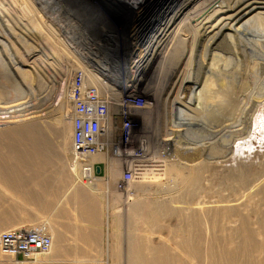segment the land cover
Masks as SVG:
<instances>
[{
  "label": "rangeland",
  "instance_id": "1",
  "mask_svg": "<svg viewBox=\"0 0 264 264\" xmlns=\"http://www.w3.org/2000/svg\"><path fill=\"white\" fill-rule=\"evenodd\" d=\"M165 1L0 0V232L44 227L53 240L46 255L0 264H264V2L232 0L234 30L200 41L189 30L172 55L143 62ZM91 16L113 27L99 26L117 38L96 41L116 44L105 50L122 77L148 93L137 122L150 160L126 166L123 192L114 172L108 196L83 181L66 95L77 69L101 84L76 22Z\"/></svg>",
  "mask_w": 264,
  "mask_h": 264
},
{
  "label": "built area",
  "instance_id": "2",
  "mask_svg": "<svg viewBox=\"0 0 264 264\" xmlns=\"http://www.w3.org/2000/svg\"><path fill=\"white\" fill-rule=\"evenodd\" d=\"M111 76L109 80L114 83L108 87L114 93L102 95L99 88L89 82L86 71L77 69L66 95L71 106L72 150L79 162L83 181L91 179L95 183L110 184L116 173L119 177L114 180L113 187L115 191L123 192L133 174L126 170V166H132L136 160L141 163L150 160L146 156L149 137L140 131V122H137L146 116L145 97L148 93L141 87L144 81L133 86L132 80L122 77L119 70L112 72ZM123 78L127 81L124 84L126 92H121L119 86ZM96 157L101 159L95 160ZM113 166L118 172L113 171ZM51 245L52 239L44 227L0 232V254L14 262L43 255Z\"/></svg>",
  "mask_w": 264,
  "mask_h": 264
},
{
  "label": "bare ground",
  "instance_id": "3",
  "mask_svg": "<svg viewBox=\"0 0 264 264\" xmlns=\"http://www.w3.org/2000/svg\"><path fill=\"white\" fill-rule=\"evenodd\" d=\"M224 1L225 0H166L165 1V5L167 7H166V9H165L164 12H162V11L161 12H162V14L163 13L164 14H167V17H165L164 19H160V23H158L160 27L158 28L159 33L157 35V38L154 36L156 39H151L148 42L149 43L148 44V47L149 48H148V50L146 52H144L145 55L144 56H139L138 55L137 58L139 60L143 61V62L144 61L146 62L147 60L148 61L150 60V62H152V63L154 62L155 64H156V62L157 63L160 62L162 59H165L166 57H169L173 53V52H171V53L168 52V50L167 51H164V49L169 46V48L174 51V49H176L175 45H177V40L180 38V36L183 33L189 32V30H192V32H193V30H195V32H196V30L198 31V35L197 36H198L199 41L201 39H203L204 37H208V39H209V37L213 33H215L216 31H218L220 29V27L222 28L223 25H225L223 27L224 28V31L223 30L222 31L220 30L221 33L222 32L223 33L226 32L225 30H231V31L234 30L233 29V26H231V24H232L231 21H228V20L232 19L233 17H236L234 14L231 13V11H233V10H238L239 11V8H237L235 6H238V4L240 5V3L237 4V3H234L232 0H230V1L228 0V3L226 4V6H224L223 5V2ZM235 1H237V0H235ZM241 2H243V1L241 0ZM246 2H247V4H245L246 6H253V8H254L253 10L254 11H257L259 8H262V7H256V5H260L261 3L264 2V0H247ZM49 4H50V2H49ZM49 4H47V6H50ZM240 6H242V3H241ZM48 8H50V7H48ZM50 10H51V8H50ZM78 11H81V10H79V8H78ZM166 11H168V12H166ZM75 13H76L75 11H72L70 14H72L73 16H75L74 15ZM252 16H253V14H252ZM83 19H82V22H81L83 25L79 21H76L77 23H79L78 25H80L77 28L80 27V30L83 32L82 34L85 35L83 37V38H86V40L84 41V44H85L86 47H88L90 49L89 52H90L91 56H88V58H89L90 62H92V64H94V65H92L93 68H94V71L97 74L101 75L100 76V80H101L100 83L101 84H97V83L90 82V81L89 82L95 84L99 88V90L101 91V94L102 95H106L107 93L113 94L114 92L108 86H107V93L103 92L101 90V85H103L105 87L106 85H104V83H107V81L109 80V78L112 77L111 76V73L114 72L115 70H117V68L113 64L114 63L113 60H111V57L108 56L107 51L105 50L109 46L116 45V44H107V45L101 44L100 45L98 43V41H96V38L97 37H104V38H111V39L114 38L115 39L117 37L115 35H112L111 34V33H113V31L104 32L103 30H105V29L104 28L101 29L99 27L100 25H102L104 27H107L108 30H110V29L113 28L111 26V24L110 25L109 24H105L106 22L104 24H101L100 23L101 18L95 17V16H91V17H87V18L84 17ZM93 24L96 25V28H94V25ZM49 25L50 24H47L48 27H49ZM92 25H93V28L91 27ZM58 30H60V29H58ZM93 32H95V33H93ZM76 33H74V34H76ZM221 33L219 32V34L218 33L217 34L220 35ZM223 35H222V37H223ZM189 36H190V33H189ZM185 37H187V36L185 35ZM213 37L211 36V39ZM215 37L216 38L213 39V42L214 43H216L215 41H217V39H218L217 36H215ZM52 41H54V40L52 39ZM81 42H83V40ZM196 44H198V41H197ZM38 51H42V49H40ZM177 57H178V55H177ZM177 57L175 56V58H177ZM181 58H182V56H181ZM181 58L180 59L178 58V59L181 60ZM148 65H149V63H148ZM114 67L116 69H114ZM87 78H88V76H87ZM88 80H89V78H88ZM147 118H148V116L146 114V116L142 119V123ZM30 126H31V124H30ZM144 134H146L147 137H149V135L147 134V132H145ZM40 137H41V134H40ZM149 142H150V140H149ZM148 149H149V147L146 149V151ZM144 151H145V149H144ZM100 159H101L100 157H96L95 158V160H100ZM89 180L90 179L86 180V182H85V184L89 185V187H92V188H95V189L96 188L97 189L99 188V190L103 189L104 192L107 194V196H108V194L110 192L112 193L111 190H108V189H111L110 188L111 185L109 183H100V182H96L95 183V181L92 182V181H89ZM97 184H100V187L97 186ZM50 237L52 239V236H50ZM52 245H53V240H52ZM52 245H51V247H52ZM133 258L135 260L137 259V253H136V251L133 254ZM135 264H141V262H136ZM148 264H160V263L159 262H154V259H151V260L148 261ZM164 264H168V263H164Z\"/></svg>",
  "mask_w": 264,
  "mask_h": 264
},
{
  "label": "crops",
  "instance_id": "4",
  "mask_svg": "<svg viewBox=\"0 0 264 264\" xmlns=\"http://www.w3.org/2000/svg\"><path fill=\"white\" fill-rule=\"evenodd\" d=\"M87 187V186H86ZM87 188H89V189H91V190H93V191H96V190H94V189H92V188H90V187H87ZM20 191H23L22 189L20 190ZM47 191V188H46V190H45V192ZM85 197V199H83ZM78 199H80V200H82L83 202H82V204H83V206H81L80 205V207H79V209H78V211H80V210H83V208H87V197L85 196V194H83L82 192H77L76 193V195H75V202L76 203H78L79 201H78ZM86 200V201H85ZM92 207V206H91ZM8 212V215H9V212H10V208H9V210L7 211ZM94 214V213H93ZM10 216V215H9ZM94 216H95V214H94ZM95 219V218H94ZM36 229H40V228H36ZM61 240H62V238L60 237V236H58Z\"/></svg>",
  "mask_w": 264,
  "mask_h": 264
},
{
  "label": "water",
  "instance_id": "5",
  "mask_svg": "<svg viewBox=\"0 0 264 264\" xmlns=\"http://www.w3.org/2000/svg\"><path fill=\"white\" fill-rule=\"evenodd\" d=\"M96 172L99 173V168L96 169Z\"/></svg>",
  "mask_w": 264,
  "mask_h": 264
}]
</instances>
